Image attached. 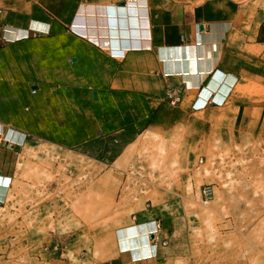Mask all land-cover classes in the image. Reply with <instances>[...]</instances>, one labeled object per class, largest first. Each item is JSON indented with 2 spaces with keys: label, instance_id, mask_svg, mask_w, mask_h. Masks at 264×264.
<instances>
[{
  "label": "rangeland",
  "instance_id": "1",
  "mask_svg": "<svg viewBox=\"0 0 264 264\" xmlns=\"http://www.w3.org/2000/svg\"><path fill=\"white\" fill-rule=\"evenodd\" d=\"M51 1L17 5L47 35L8 41L11 26L1 28V48L38 61L15 80L30 68L13 59L12 79L0 53V126L25 136L18 145L0 134L11 179L0 182V264H122L120 234L149 221L160 255L144 264H264V0H214L257 15V47L244 46L248 26L239 38L258 74L203 108L169 80L158 95L122 90L127 53L112 63L71 34L73 11L60 21Z\"/></svg>",
  "mask_w": 264,
  "mask_h": 264
},
{
  "label": "crops",
  "instance_id": "2",
  "mask_svg": "<svg viewBox=\"0 0 264 264\" xmlns=\"http://www.w3.org/2000/svg\"><path fill=\"white\" fill-rule=\"evenodd\" d=\"M126 2L127 0H56L51 1L50 10H56L59 20L63 22L67 20L66 18L71 11H73V15L69 22L71 34L77 39L85 40L100 52H108L107 49L98 46L90 40L89 36L81 35L73 31V21L80 5H105V10L109 12V5H122ZM53 4H58V8L56 9ZM146 4L147 12L145 19L147 22L146 29L143 28L145 30L144 36L147 38L143 37V46L140 49L132 48L126 50L124 52V54L127 53L126 57L120 59L125 61L124 71L121 74V78H119V80L117 79L116 83L122 90L148 92L158 95L162 93L163 81L169 80L175 89L183 85L185 90L196 91L197 96L193 104L196 108L204 107L210 99L207 98L204 100L203 104L199 102L198 99L201 89L205 87L210 79L209 75H201V78L197 79V87L190 86L187 82L184 83L183 79V74L189 71L190 74L192 70L194 71V69H192V64L194 59L197 58L196 50H198L199 44L202 46L205 57L212 61V69L213 72H215L214 76L217 78H219L222 73L230 74L236 78L237 85L245 74L249 75L251 78L252 76L256 77L258 74V66L255 59H252L251 56H243L242 50H240L243 44L242 40L239 38L242 34V30H245V27L248 26L250 33H248L247 36L251 38L249 44H246L244 41V46H250L251 48L257 47L258 34L257 32H251L254 25L257 23L256 14L242 13L234 8H222L218 6V3L214 0L202 2L195 6L189 0H146ZM17 5L18 0H0V42L3 37L7 40L5 35L12 34L15 28H24V24H27V22L26 29L19 34H31L28 36L23 35L22 37L28 39L32 36L47 35L49 33V25L37 20L28 21V13H25L20 19L18 17ZM34 24L35 26H33ZM7 25L11 27L5 29L2 37L1 28L3 27L4 29ZM235 37H237V39H235ZM236 46H238L239 49H236ZM2 52L10 54L5 60L6 71L10 78L13 79L10 74L9 63L13 59L19 57L26 61V65L30 68L31 72L15 80H21L35 73V64L38 59L32 57L27 49L24 50L16 45H7L4 48L0 47V53ZM124 54L122 56H124ZM112 57V63H115L113 60L114 58H120ZM243 58L248 60L249 63L242 64ZM129 75L132 76V78ZM241 99L240 97L233 98L235 101ZM14 133L17 134L19 132L14 131ZM3 180L11 181V179L0 170V182ZM6 197L7 194L4 198V202H6ZM149 222L155 227V222ZM140 224L144 223L137 222L128 227H136ZM146 236L151 255H146L143 259L137 254L134 255L130 252L129 248L121 242L118 236L119 251L121 254H124L123 257L126 260L122 264H144L146 261H152L158 258L160 255V248L156 242L155 231H147Z\"/></svg>",
  "mask_w": 264,
  "mask_h": 264
},
{
  "label": "bare ground",
  "instance_id": "3",
  "mask_svg": "<svg viewBox=\"0 0 264 264\" xmlns=\"http://www.w3.org/2000/svg\"><path fill=\"white\" fill-rule=\"evenodd\" d=\"M105 7V5H80L73 21L72 30L78 34L89 36L90 40L107 49L109 54L114 57H121L126 50L132 48L140 49L143 46L142 39L147 38L144 36L147 22L145 19L146 0H127L122 5H109V12L105 10ZM22 31V29L15 28L12 34H7L5 37L9 41H16ZM197 49V54L195 53L197 58L192 64L194 71L192 70L190 74V71L183 74L184 83L187 82L188 85L197 87V79L201 78V75H209L210 79L201 89L198 101L203 104L204 100L209 98L216 104L224 103L236 85V78L230 74H223L219 78L214 76L212 61L205 57L200 44ZM1 128L0 126V133H3ZM9 130L3 133L6 139L21 145L25 136L22 133L16 134ZM149 230H157L156 224L155 227L152 223L127 227L120 234L121 242L129 248L130 252L143 259L146 255H151L146 236Z\"/></svg>",
  "mask_w": 264,
  "mask_h": 264
},
{
  "label": "water",
  "instance_id": "4",
  "mask_svg": "<svg viewBox=\"0 0 264 264\" xmlns=\"http://www.w3.org/2000/svg\"><path fill=\"white\" fill-rule=\"evenodd\" d=\"M37 89V86H32V90H36ZM94 98H96V95L93 94Z\"/></svg>",
  "mask_w": 264,
  "mask_h": 264
},
{
  "label": "built area",
  "instance_id": "5",
  "mask_svg": "<svg viewBox=\"0 0 264 264\" xmlns=\"http://www.w3.org/2000/svg\"><path fill=\"white\" fill-rule=\"evenodd\" d=\"M156 227H157V230H158V228H159V225H156Z\"/></svg>",
  "mask_w": 264,
  "mask_h": 264
}]
</instances>
